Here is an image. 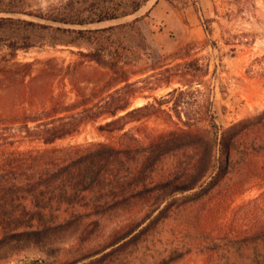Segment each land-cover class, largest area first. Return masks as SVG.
I'll use <instances>...</instances> for the list:
<instances>
[{
  "label": "trees",
  "instance_id": "16d2710c",
  "mask_svg": "<svg viewBox=\"0 0 264 264\" xmlns=\"http://www.w3.org/2000/svg\"><path fill=\"white\" fill-rule=\"evenodd\" d=\"M20 1L0 0V13L17 12L11 6ZM147 1L122 0L121 12L96 19L43 18L83 26L126 17ZM139 20L56 27L90 46L78 51L82 60L58 68L49 60L35 74L32 63L0 68V259L20 241L51 257L56 238L73 233L77 244L58 264H179L193 252L202 264H264V186L231 208L243 192L234 170L264 151V111L221 131L207 96L197 119L182 121L189 114L181 103L190 92L180 86L153 99L160 105L174 98L170 111L179 122L154 103L133 106L138 81H130L127 67L144 53L116 34ZM6 21L51 28L0 16ZM158 114L170 128L125 130ZM95 122L108 142L52 146ZM107 220L113 221L109 229Z\"/></svg>",
  "mask_w": 264,
  "mask_h": 264
},
{
  "label": "rangeland",
  "instance_id": "374dc122",
  "mask_svg": "<svg viewBox=\"0 0 264 264\" xmlns=\"http://www.w3.org/2000/svg\"><path fill=\"white\" fill-rule=\"evenodd\" d=\"M121 1L22 0L14 4L11 7L17 12L0 13V16L49 25L51 28L17 21L0 22V68L32 63L35 74L49 60L52 61L51 67L56 68L77 62L82 60L78 51L87 52L90 46L78 40L76 34L62 33L56 27L95 29L140 18L132 28L116 34L124 43L132 42L140 47V52L145 54L127 67L133 72L130 81H138L133 106L154 103V98L160 99L172 88L180 86L190 92L183 96L181 103L189 114L188 117L182 115V121L197 119L195 112L207 96H211L215 120L221 131L264 111V89L254 88L255 93H243L237 88L244 74L254 80L264 75V0H223L221 4L229 6L228 10L215 15L204 10L199 0H153L150 4L151 0H148L137 12L126 17L83 26L64 25L43 18L65 13L74 19H96L107 13L121 12ZM103 7L105 10L101 13ZM250 53L259 56L248 60ZM85 65L87 69L90 68L89 62H85ZM166 77L171 79L168 86L165 85ZM179 80L187 85L182 86ZM256 80L253 83L259 82V79ZM261 84L264 87L263 80ZM197 89L200 93L194 92ZM164 98L163 101L167 102L160 105L154 103L155 107L169 112L171 121L179 122L170 111L174 98ZM242 105L245 107L238 109ZM99 123H88L77 135L59 139L52 146L108 142L109 136L96 130ZM140 124L154 131L171 127L168 118L158 114L129 123L125 130ZM239 167L234 171L242 175L243 192L235 198L231 208L262 191L264 151L253 155L249 163ZM104 225L109 229L113 221L107 220ZM56 243L51 257L45 255L37 245L25 241L8 245L0 264H58L69 259L70 254L65 251L77 244V238L73 233H65L56 238ZM202 263V255L193 252L179 264Z\"/></svg>",
  "mask_w": 264,
  "mask_h": 264
},
{
  "label": "crops",
  "instance_id": "0c3cea01",
  "mask_svg": "<svg viewBox=\"0 0 264 264\" xmlns=\"http://www.w3.org/2000/svg\"><path fill=\"white\" fill-rule=\"evenodd\" d=\"M152 1L153 0H151L148 4H150ZM199 1H200V4H201L202 8H204V10L211 11L213 15L225 13L228 10V8H229V6H227L225 4H221V1H223V0H199ZM250 24H252V23H250ZM198 28L199 27H196L195 29H198ZM256 56H259V55H257V54L253 55V53H250V55H249V57L247 59L248 60L249 59H254V58H256ZM260 76L258 77L259 82L258 83L257 82L253 83V81H255L256 79L254 80V78L251 77L250 75L244 74L241 77V81L239 82L240 85H237V88H240L241 92H243V93H249V92L255 93V91H253L254 88L264 89L263 84H261L262 80L264 81V75H262L261 77ZM237 79L238 78H236V80ZM244 105H242L241 108H238V109L244 108L245 107Z\"/></svg>",
  "mask_w": 264,
  "mask_h": 264
}]
</instances>
